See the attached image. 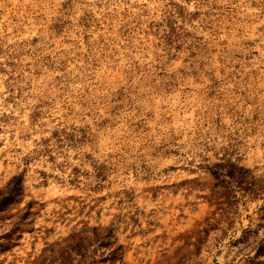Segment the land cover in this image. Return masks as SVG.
<instances>
[{
    "label": "rangeland",
    "instance_id": "374dc122",
    "mask_svg": "<svg viewBox=\"0 0 264 264\" xmlns=\"http://www.w3.org/2000/svg\"><path fill=\"white\" fill-rule=\"evenodd\" d=\"M63 248L264 264V0H0V264Z\"/></svg>",
    "mask_w": 264,
    "mask_h": 264
},
{
    "label": "trees",
    "instance_id": "16d2710c",
    "mask_svg": "<svg viewBox=\"0 0 264 264\" xmlns=\"http://www.w3.org/2000/svg\"><path fill=\"white\" fill-rule=\"evenodd\" d=\"M19 176H17L15 178V182L14 184H18V180H19ZM20 183V180H19ZM12 189H14V186L12 187ZM108 232L104 233H99L98 232V228L96 226L92 227V238L93 240H89V238L87 237H79L77 238V240L72 243L71 247H69L70 249H72L74 251L73 254L80 256L79 259L83 260V258H86V256L90 257L91 255H88V246L91 244H96L95 248H98V246L104 244L106 245L108 243V241H104V238L107 236ZM93 242V243H91ZM113 249H111L108 253H112ZM103 253V252H102ZM102 253L98 254V257L93 258V259H86L87 262L84 264H90L91 261H97L100 262L102 260H105L107 258V255H101ZM76 256H72L68 253V251L64 250H60L59 255L58 256H50L49 258L45 259L42 258L38 261V264H74V260H75ZM78 259V260H79ZM91 260V261H90Z\"/></svg>",
    "mask_w": 264,
    "mask_h": 264
}]
</instances>
